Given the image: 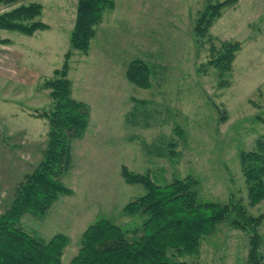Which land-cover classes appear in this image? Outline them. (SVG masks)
I'll use <instances>...</instances> for the list:
<instances>
[{"label": "rangeland", "instance_id": "rangeland-1", "mask_svg": "<svg viewBox=\"0 0 264 264\" xmlns=\"http://www.w3.org/2000/svg\"><path fill=\"white\" fill-rule=\"evenodd\" d=\"M224 2L198 35L203 9ZM30 5L40 6L35 21L45 30L30 36L0 30V214L43 161L46 83L70 51L76 19L77 0H0V15ZM225 43L240 46L230 71L220 73L210 61ZM134 61L148 69L145 88L126 76ZM68 67L71 98L89 110L87 126L71 142L70 166L60 178L66 192L44 215L22 216L26 233L44 240L63 234L60 264H71L83 232L99 220L135 239L145 217L125 207L146 190L126 182L125 169L157 186L190 181L198 202L242 206L258 218L252 226L227 212L197 252L175 255L178 261L245 264L255 233L264 261V200L251 205L241 168L244 153L264 148V0H112L87 52L72 51Z\"/></svg>", "mask_w": 264, "mask_h": 264}, {"label": "trees", "instance_id": "trees-1", "mask_svg": "<svg viewBox=\"0 0 264 264\" xmlns=\"http://www.w3.org/2000/svg\"><path fill=\"white\" fill-rule=\"evenodd\" d=\"M229 2L206 6L198 18L196 33L202 36L219 15L221 7ZM111 6L112 0H77L70 51L65 54L62 67L55 70L53 78L46 83L51 89V107L42 114L48 119V141L43 161L15 189L9 207L0 214V264H60L67 238L56 234L44 240L29 235L20 225V219L28 213L44 215L57 197L66 192L60 178L69 169L71 142L85 131L89 112L85 104L71 98L68 62L72 51L87 52L93 26L101 20L103 11ZM39 13L40 6L30 5L1 14L0 30L26 36L36 30H45L46 25L35 21ZM239 46L238 43L223 44V50L218 51L210 63L215 64L220 73L230 71ZM126 76L136 86L147 87L148 69L142 62L129 64ZM241 168L249 201L256 205L264 200V148L258 146L244 153ZM122 176L126 182L141 184L146 190L143 196L125 207L127 214L141 213L145 217L141 229L135 231L136 235L140 234L129 240L121 227L109 220H99L83 232L71 264H188L175 259V255L195 254L200 239L210 233L227 212H236L252 226L259 223L258 218L246 216L242 206L235 209L228 205L198 202L190 181L176 180L157 186L147 176L131 174L125 169ZM258 248L259 237L255 233L250 240L245 264H264Z\"/></svg>", "mask_w": 264, "mask_h": 264}]
</instances>
